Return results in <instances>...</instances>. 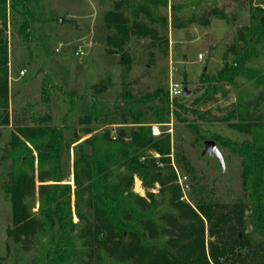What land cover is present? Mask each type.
I'll use <instances>...</instances> for the list:
<instances>
[{
  "label": "rangeland",
  "instance_id": "obj_1",
  "mask_svg": "<svg viewBox=\"0 0 264 264\" xmlns=\"http://www.w3.org/2000/svg\"><path fill=\"white\" fill-rule=\"evenodd\" d=\"M161 1H166L167 6L148 5L144 10H132L122 0H41L39 22L35 24L39 30L30 48L21 43L12 28H7L8 100L5 112L0 111V258L7 256L6 245L10 242L5 231L11 223V206L3 186H11L10 146L18 145L13 138H20L18 131L34 127L32 119L45 117L48 127L63 125V117L72 108L64 131L69 144L65 184L70 185L72 192V143L82 136L83 129L101 126L117 130L124 121L127 130L139 118L150 126L154 139H166L169 143L168 155L156 164V171L167 181L166 185L154 183L145 188L134 177L132 187L135 195L152 203L163 215L157 228L159 245L169 248L173 257L193 264H203L205 257L213 264L209 257L211 248L228 237L229 243L234 241V235L238 234L245 243L238 261L264 264V239L254 232L249 219L251 201L243 174L244 160L231 147L210 139L213 135L235 143L249 139L230 130L222 119L233 104L241 102L249 110L251 122L264 123V87L238 80L237 88L223 86L205 96L201 83V75L213 77L226 62H232L234 50L244 45L245 31L251 18L258 16V9L264 8V0H203L198 7L194 6L197 0ZM176 5H182V9L174 14L171 7ZM117 8L129 26L138 24L153 35L137 37L129 32L127 37L120 36L104 22L105 14ZM174 21L181 28H175ZM78 49L83 56H75ZM255 54L250 66L264 75V36ZM21 71H25L24 75H20ZM124 87L137 101L134 114L120 102ZM184 88L188 96H174L175 91ZM92 99L108 106L110 115L101 116L107 121L104 126L93 121L86 123ZM158 115L163 119L161 124L157 123ZM207 141H213L220 151L223 173L214 156L202 155ZM30 148L36 160V151ZM144 157L158 159L152 152ZM36 174L35 164L33 212L38 220L36 191L40 183ZM178 177H186L188 188L184 191ZM172 201L189 208L193 214L189 218L179 217ZM198 204L209 205L215 216L236 214L237 220L223 225L224 236L220 241L209 235V225L197 210ZM73 222H77L74 217ZM240 226L242 233L236 231ZM40 246L41 242L33 239L25 252L11 244L7 263L12 264L17 257L20 264H33ZM218 261L235 264L233 258L226 256Z\"/></svg>",
  "mask_w": 264,
  "mask_h": 264
},
{
  "label": "trees",
  "instance_id": "obj_2",
  "mask_svg": "<svg viewBox=\"0 0 264 264\" xmlns=\"http://www.w3.org/2000/svg\"><path fill=\"white\" fill-rule=\"evenodd\" d=\"M40 1L0 0L1 112H5L8 100L7 28H12L21 43L30 48L36 38L35 24L39 22ZM201 1L197 0L194 6L198 7ZM122 3L132 10H144L148 5L167 6L166 1L161 0H122ZM181 9L182 5L171 7L174 14ZM258 13V16L251 18L250 26L245 31L244 45L234 50L232 62H226L224 68L213 77L201 75L205 96L219 91L223 86L237 88L238 80L264 87V75L250 66L256 57L255 48L264 36V8L258 9ZM135 14L133 12L132 15L136 17ZM104 22L113 26L122 37H127L129 32L137 37L153 35L138 24L129 26L127 18L119 14L118 8L105 14ZM175 28L181 27L175 23ZM42 84L45 89V79ZM120 102L134 114L137 101L131 98L127 87L120 95ZM107 107L106 103L92 99L86 123H107L101 118L110 115ZM115 109H118L117 104ZM72 111V108L68 109L61 126L48 127L45 117L32 119L34 127L18 131L20 138H13L18 145L14 143L10 146L11 186H3L11 206V223L5 231L10 242L6 245L7 256L0 258V264H9L7 257L11 244L26 252L33 239L41 242L33 264H193L184 258L173 257L169 248L159 245L157 228L163 215L152 203H146L132 192L134 177L140 179L145 188L154 183L162 187L166 185L167 181L162 180V175L156 171V164L168 155V140L154 139L150 126L140 122L139 118L133 119L132 127L127 130L124 129L127 126L124 121L117 130L102 129L101 126L83 129L82 136L72 143V192L70 185L65 184L68 178L65 167L69 165V144L64 135L65 123ZM156 119L157 123H163L159 115ZM222 123L230 130L249 137L241 143L218 135L210 139L231 147L243 158V174L251 201L249 219L254 232L264 239V123L251 122L249 110L241 102L232 105ZM85 136L88 138L80 141ZM30 147L36 151V160ZM147 152L158 156L157 161L154 157H144ZM35 164L36 179L40 183L36 191L38 220L33 212L36 203ZM171 203L179 217L189 218L188 215L193 214L192 210L179 202ZM196 207L209 225V235L217 241L224 236L223 225L238 219L232 213L215 216L206 204ZM73 217L77 222H73ZM169 220L175 223L170 217ZM236 229L242 233L241 226ZM240 238L236 234L234 241L229 243L228 237L224 243L211 248V262L219 264V258L226 256L233 258L235 264H245L238 261L241 258L239 253L245 248ZM20 262L14 257L12 264ZM203 264H209L205 257Z\"/></svg>",
  "mask_w": 264,
  "mask_h": 264
},
{
  "label": "water",
  "instance_id": "obj_3",
  "mask_svg": "<svg viewBox=\"0 0 264 264\" xmlns=\"http://www.w3.org/2000/svg\"><path fill=\"white\" fill-rule=\"evenodd\" d=\"M61 22V20L59 21ZM189 95V92L184 88L182 91V97H186ZM202 155H212L216 158L222 173L224 172V161H223V157L220 153V151L218 150L216 144L213 141H207L204 143V150L202 152Z\"/></svg>",
  "mask_w": 264,
  "mask_h": 264
},
{
  "label": "built area",
  "instance_id": "obj_4",
  "mask_svg": "<svg viewBox=\"0 0 264 264\" xmlns=\"http://www.w3.org/2000/svg\"><path fill=\"white\" fill-rule=\"evenodd\" d=\"M75 56L76 57H81V56H83V52L80 49H78L75 52ZM201 59H202V56L199 55L198 56V60H201ZM24 73H25V71H21L20 75H24ZM174 94H175L174 96H181L182 95V91L181 90L175 91ZM185 181H186V177H178V183H179L182 191H184V189L188 188V186L186 185Z\"/></svg>",
  "mask_w": 264,
  "mask_h": 264
},
{
  "label": "bare ground",
  "instance_id": "obj_5",
  "mask_svg": "<svg viewBox=\"0 0 264 264\" xmlns=\"http://www.w3.org/2000/svg\"><path fill=\"white\" fill-rule=\"evenodd\" d=\"M138 190V189H137Z\"/></svg>",
  "mask_w": 264,
  "mask_h": 264
}]
</instances>
